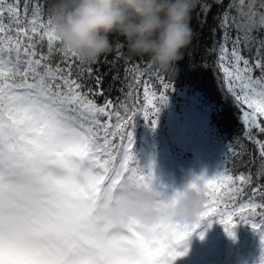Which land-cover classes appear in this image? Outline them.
<instances>
[{"label": "snow or ice", "instance_id": "6c2138e0", "mask_svg": "<svg viewBox=\"0 0 264 264\" xmlns=\"http://www.w3.org/2000/svg\"><path fill=\"white\" fill-rule=\"evenodd\" d=\"M200 8L198 17L204 23L211 5ZM29 9L30 0H24L21 17L20 0L9 3L10 24L4 25L5 7L0 3V37L8 43L0 50L7 53L0 60V264H173L187 252L186 247L179 250L181 242L202 221L210 225L212 218L229 236H234L237 223L249 225L260 237L264 258V166L255 174H233L224 163L211 176L197 175L205 200L193 224L112 223L108 205L123 184L155 190L168 202L179 194L177 187L156 180L154 162L142 167L133 148L135 119L142 116L155 128L172 85L159 71L145 73L139 63L125 59L124 76L112 77L123 80L119 91L124 99L96 104L94 97L104 94L102 77L94 75L91 66L77 68L74 76V61L66 54L65 67L53 69L46 63L56 42L50 18L42 20L39 3L31 4V19ZM259 9H264V0ZM216 21L212 32L219 29L221 40L212 51L218 53L226 89L242 113V139H237L243 151L231 142L227 152L233 159L242 156L246 140L256 145L264 162V140L259 138L264 134V36L253 35L264 31V11L257 10L255 0H230ZM12 25L15 39L8 35ZM45 37L47 55L37 51ZM242 43L245 49L255 46L252 59L242 54ZM115 47L113 64L123 57L122 46ZM256 71L260 76H254ZM85 73L95 80V89L83 91L80 80ZM153 79L162 90L154 89ZM141 92L144 103L139 105ZM249 189L251 195L246 196Z\"/></svg>", "mask_w": 264, "mask_h": 264}, {"label": "trees", "instance_id": "16d2710c", "mask_svg": "<svg viewBox=\"0 0 264 264\" xmlns=\"http://www.w3.org/2000/svg\"><path fill=\"white\" fill-rule=\"evenodd\" d=\"M54 0H30L29 9V19H31V4L39 3L42 9V20L47 21L49 17V8ZM247 2V0H246ZM258 11H264V9H259L260 0H255ZM5 7V12L3 14V24L9 25L10 21L7 14V5L9 3L15 5V0H0ZM230 0H222L221 3H215L214 0H192V8L190 12V28L192 30L191 40L188 45L182 50V58L178 60L168 71H159L155 67H148L149 60L147 56H130L127 52L126 47L122 46L123 37L118 34H111L109 39L112 43V50L107 54H102L94 62H83L71 57L69 55L68 59L74 61L73 75L75 76L77 68H87L91 66L94 70V75L102 77V84L100 87L103 89L104 94L101 96L94 97L95 103L98 105H103L106 99L112 100L114 103L117 98L123 100L124 97L119 89L122 87L123 80L113 81L112 77L114 74L119 73L121 77L124 76V60L127 59L130 64L139 63L141 70L145 73H154L159 71L165 78L166 82L172 85L167 93L168 102L171 103V107L175 111H179L180 105H194L197 110H200L207 119V130L209 132V144L207 145V150L210 152V157L216 162L214 164L215 168L219 170L221 165L224 163L228 164L229 170L233 174H238L241 172H248L249 170L255 174L257 171L264 166V162L259 160L257 155L256 145L252 142L246 140L243 141L246 152L242 156H237L233 159L231 153L227 152L229 144L232 142V147L234 149L243 151L239 148L240 140L242 139V113L237 110L235 106V101L230 93L226 89L224 83V73L217 66L218 53L212 51L213 46L219 47L221 40V32L219 29L212 32V29L216 27L217 21L216 17L218 13L224 11L228 7ZM201 4H210L211 8L207 12L206 22L201 23L203 17H198L200 13ZM23 5L24 0H20L21 17H23ZM21 26H24L23 24ZM13 31L8 35H11L15 39V25H12ZM230 35L235 37V31H231ZM256 36H264V31L259 33H253ZM0 41L3 38L0 37ZM25 44L27 41H23ZM120 44L123 57L121 60L113 64L115 57L116 45ZM58 45L55 42V47ZM8 43L6 41L0 42V50H6ZM227 48L230 51L232 48L231 42L227 44ZM242 54L249 59H252L256 54L255 46L245 49L243 43L241 44ZM38 52H42L45 55L48 54L47 49V38L45 37L43 44L37 48ZM14 55V54H13ZM6 51L0 52V60L6 59ZM26 59V57H25ZM65 59L64 55L56 52L51 54L50 60L46 61L52 65L53 69L56 68L58 64L61 67L66 65L62 63ZM206 65V66H204ZM254 76H260V72H254ZM84 84L83 91H87L89 88L95 89L96 82L94 79H89L87 74L83 76L80 80ZM154 89L159 91L162 90V85L159 84L157 79L150 81ZM188 100V102H187ZM137 104L142 105L143 95L140 93V98L136 101ZM161 110V108H160ZM166 111V110H165ZM165 111L163 114L157 118V124L155 128L150 126V121L145 122L142 116H137L134 122V127L132 128L134 137V152L137 156L139 152V146L143 149H149L150 142L153 144L155 142L153 138L159 139L162 143L166 137H168L166 127L164 124ZM160 113V111H159ZM69 115H78L74 112H69ZM264 121V118H260ZM114 122V121H113ZM264 140V134L259 137ZM172 151H178V147H174L172 141L168 143ZM158 142L153 146L156 149ZM217 145V147H215ZM215 148L212 150V148ZM188 155H190L188 153ZM255 160L253 163L252 161ZM140 163V162H139ZM193 165L192 159L186 158V162ZM140 165L143 167L144 164ZM174 167H179L175 166ZM264 184V179L260 181ZM255 184H253V187ZM246 196L251 195L250 189L245 193ZM243 202V201H241ZM213 219V218H212ZM205 222L202 221L201 224ZM195 223V221L193 222ZM191 223V224H193ZM246 242L243 238H237L236 236H226L223 238L215 239L211 246L209 247V252L213 251V261L211 264H264V258L261 257V245L260 237L254 232L251 227L245 224L244 228ZM194 232L191 233V235ZM184 241H188V238ZM182 241V243H184ZM207 261V260H206Z\"/></svg>", "mask_w": 264, "mask_h": 264}, {"label": "clouds", "instance_id": "9594fccd", "mask_svg": "<svg viewBox=\"0 0 264 264\" xmlns=\"http://www.w3.org/2000/svg\"><path fill=\"white\" fill-rule=\"evenodd\" d=\"M192 6V0H54L49 18L58 46L52 54L94 62L112 50L109 37L115 33L123 37L122 46L130 56H147L151 66L168 71L191 40ZM196 176L177 187L174 202L155 190L123 184L108 205V218L120 227L131 222L150 226L161 220L191 224L205 200Z\"/></svg>", "mask_w": 264, "mask_h": 264}, {"label": "rangeland", "instance_id": "374dc122", "mask_svg": "<svg viewBox=\"0 0 264 264\" xmlns=\"http://www.w3.org/2000/svg\"><path fill=\"white\" fill-rule=\"evenodd\" d=\"M160 108L159 117L166 110L164 124L168 137L164 139L163 143L159 139L153 138L152 140L155 141L153 144L148 142L150 144L149 149L144 150L142 146H139L137 160L145 166L150 161L154 162L153 171L156 180L159 183L174 187L186 183L191 175L203 173L211 176L218 171L214 166L216 159L210 157V152L206 147L210 144L205 115L197 110L194 105H180L179 111H175L168 100ZM171 141L174 147H178V151H172L168 144ZM157 142L158 145L154 149L151 145H156ZM214 149L213 147L212 150ZM189 157L194 162L193 165L185 163L186 158ZM173 165L181 168L177 170ZM244 226L245 224L237 223L233 232L234 236L243 238L246 242ZM201 232L203 237L199 235ZM222 235L224 237L229 236L222 224L218 223L215 218L212 219L210 225L208 220H205L184 246L187 248L186 254L176 258L173 264H211L210 262L213 261L211 256L214 252H209V247L215 239L223 238ZM184 248L181 249L179 245V250L182 251Z\"/></svg>", "mask_w": 264, "mask_h": 264}]
</instances>
